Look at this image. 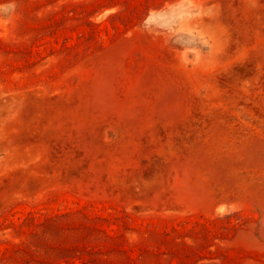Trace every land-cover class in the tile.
<instances>
[{
	"label": "rangeland",
	"instance_id": "rangeland-1",
	"mask_svg": "<svg viewBox=\"0 0 264 264\" xmlns=\"http://www.w3.org/2000/svg\"><path fill=\"white\" fill-rule=\"evenodd\" d=\"M0 264H264V0H0Z\"/></svg>",
	"mask_w": 264,
	"mask_h": 264
}]
</instances>
